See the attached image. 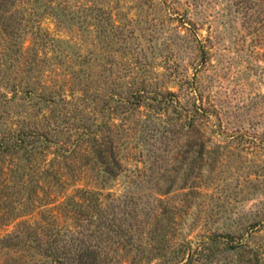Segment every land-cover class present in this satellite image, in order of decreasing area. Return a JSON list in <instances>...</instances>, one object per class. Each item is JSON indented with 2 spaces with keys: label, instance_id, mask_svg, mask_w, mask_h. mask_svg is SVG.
Returning <instances> with one entry per match:
<instances>
[{
  "label": "rangeland",
  "instance_id": "1",
  "mask_svg": "<svg viewBox=\"0 0 264 264\" xmlns=\"http://www.w3.org/2000/svg\"><path fill=\"white\" fill-rule=\"evenodd\" d=\"M250 1L2 5L0 139L36 126L69 152L40 148L36 167L58 170L67 190L31 215L15 205L0 237L17 229L22 244L0 248V264H56L19 221L44 243L81 244L90 210L58 203L77 188L101 194L107 220L134 225L107 264H264V1ZM137 91L151 102H123ZM165 92L177 102L163 113ZM106 134L120 167L108 181L91 153L106 151Z\"/></svg>",
  "mask_w": 264,
  "mask_h": 264
},
{
  "label": "trees",
  "instance_id": "2",
  "mask_svg": "<svg viewBox=\"0 0 264 264\" xmlns=\"http://www.w3.org/2000/svg\"><path fill=\"white\" fill-rule=\"evenodd\" d=\"M8 1L10 0H0V8ZM262 1L264 0H251L250 4L256 6ZM3 13L4 11L0 9V15ZM16 30L18 29L13 28L11 30L10 37L16 35ZM136 94L137 97L131 94V98L123 102L136 105L138 103L140 104V102L141 104H145V101L150 100L145 96V92L143 91H137ZM164 95L163 98H160L156 102L158 110H162L163 113L166 112L165 110L168 109L170 105L177 102V100L173 99L174 95L172 93L165 92ZM147 104L148 103L145 105ZM110 126L114 125L106 121V132L111 129ZM32 129L35 131H25L21 128L14 129L6 139H0V226L12 224L20 217L16 214L18 209L15 205L20 206L19 208L23 209V213L26 212V214L31 215L42 203L43 205H50V202H47L50 200V197L51 200L53 196L56 199L57 195L63 194V192L67 190L66 185L62 182L64 175H61L58 170H52L53 172L49 173L45 168L39 169L36 167L35 162L38 160L37 156H43L45 151L40 150V148L46 149L47 147L45 144H51L54 149H56L53 153L54 156H57L59 151L66 153L68 150L52 142L42 131H38L36 126L32 127ZM80 137L82 138L77 141L78 144L79 141L84 138V135H80ZM86 142L89 143L87 140ZM113 143L114 140L106 134V151L100 150L99 148L91 151L92 156L94 154V161L96 164L100 165L102 173L106 175V181L114 180L120 173L118 160L113 150ZM78 144L75 148L79 146ZM92 144L93 141L91 142V148H93ZM188 153L190 155L197 153L193 142L188 145ZM7 157L9 158V163L5 165L4 162ZM195 163L196 159L192 158L189 163L190 170L193 169ZM104 165H106V169L102 168ZM48 178L53 180L54 185H50V183L46 185V183H48ZM99 196H101L99 192L96 193L91 190L77 188L70 197H63L64 200L58 202L60 205L63 202L64 204H71L70 201L75 204L78 202L76 205H79V207L83 206L85 209L90 210L91 217L84 215V220L89 227L85 229L89 234L85 235L84 232L86 231L78 232L82 237H85V239L80 240L82 245H60V240L56 237L58 234L55 237H51L50 242L44 243L41 238L36 237V231L30 232L33 223L25 220L19 221L15 225L17 227L27 226L30 230L27 232L26 238L31 241L34 239L36 247L41 250H43L42 247L46 245L44 251L47 255L52 257V260L54 259L56 264H62L63 261L61 258L68 264H107L109 261V252H114V249L112 250L109 244H116L117 248L122 242L125 246L130 245L132 237L129 231L133 230L132 228L134 225L129 224L125 230L122 229L121 226L116 225L113 219L107 220L106 215L103 213L102 202H100ZM47 198L48 200H46ZM85 203L88 205H85ZM56 205L51 207L52 211L55 210ZM55 214L56 213H51L50 215H52L53 219L56 221L57 216H55ZM47 219L48 217L46 221ZM93 219L95 221H93ZM42 222L45 223V220ZM93 224L94 229H92ZM39 229L41 228L38 226L37 230ZM215 240L216 237L213 239L212 243ZM184 243L185 245L188 244L186 242H182L181 244L184 245ZM21 244V233H19L17 229L10 234L0 237L1 249L14 250L21 247ZM181 262H179V264Z\"/></svg>",
  "mask_w": 264,
  "mask_h": 264
}]
</instances>
